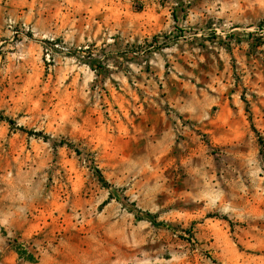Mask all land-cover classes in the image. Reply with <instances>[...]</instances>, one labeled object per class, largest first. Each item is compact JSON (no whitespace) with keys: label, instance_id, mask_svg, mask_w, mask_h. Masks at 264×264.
<instances>
[{"label":"rangeland","instance_id":"1","mask_svg":"<svg viewBox=\"0 0 264 264\" xmlns=\"http://www.w3.org/2000/svg\"><path fill=\"white\" fill-rule=\"evenodd\" d=\"M0 117V264H264V0H0Z\"/></svg>","mask_w":264,"mask_h":264},{"label":"trees","instance_id":"2","mask_svg":"<svg viewBox=\"0 0 264 264\" xmlns=\"http://www.w3.org/2000/svg\"><path fill=\"white\" fill-rule=\"evenodd\" d=\"M0 120H4L3 117H0ZM9 122H10L12 125L15 124V122L12 121V120H9ZM28 133H29L30 135H42V133H40V132H35V131H32V130H31V131H28ZM44 138L47 139L48 137L44 136Z\"/></svg>","mask_w":264,"mask_h":264}]
</instances>
